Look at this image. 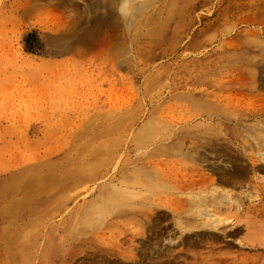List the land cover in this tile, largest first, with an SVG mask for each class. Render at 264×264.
Masks as SVG:
<instances>
[{
    "label": "rangeland",
    "instance_id": "obj_1",
    "mask_svg": "<svg viewBox=\"0 0 264 264\" xmlns=\"http://www.w3.org/2000/svg\"><path fill=\"white\" fill-rule=\"evenodd\" d=\"M101 1L0 0V264H264V0Z\"/></svg>",
    "mask_w": 264,
    "mask_h": 264
},
{
    "label": "bare ground",
    "instance_id": "obj_2",
    "mask_svg": "<svg viewBox=\"0 0 264 264\" xmlns=\"http://www.w3.org/2000/svg\"><path fill=\"white\" fill-rule=\"evenodd\" d=\"M43 1V0H42ZM72 1V0H71ZM74 1V0H73ZM103 1V0H102ZM101 1V2H102ZM148 0H145L144 1V3L141 1V3L143 4V6L144 5H146V2H147ZM100 2V1H99ZM110 2V1H109ZM109 2H107L108 4H109ZM136 2V0H124L123 1V4H122V7H121V13L123 12V13H128L129 11H131V9H132V4H134ZM106 3V4H107ZM111 3V2H110ZM120 3V2H119ZM150 3V2H149ZM174 3V2H173ZM92 4V3H91ZM172 4V3H171ZM176 4V0H175V3L173 4V5H175ZM184 4H185V1H184ZM52 5V4H51ZM103 5V4H102ZM102 5H100V3H95L94 2V5H93V7H92V9L94 10L93 12H92V15H94L96 18V22L97 23H100V20L101 19H103L105 16H108V15H113V14H108L109 12H107V11H104V8H106V7H103ZM114 5V4H113ZM91 6V5H90ZM109 6V5H108ZM108 6H107V8H108ZM103 7V8H102ZM112 7V6H111ZM115 7V6H114ZM120 7V6H119ZM86 8V7H85ZM84 8V10L83 11H86V12H84V13H87V10L86 9H88V8H86L85 9ZM91 8V7H90ZM155 8V7H154ZM101 9H103V12L104 13H106L107 12V14L108 15H101V12H99V10H101ZM109 9V8H108ZM112 9H113V7H112ZM107 10V9H106ZM117 10V9H116ZM90 11V10H89ZM109 11V10H108ZM115 11V10H114ZM83 13V12H82ZM111 13V12H110ZM90 14V13H89ZM131 14V13H130ZM147 14V13H146ZM84 15V14H83ZM116 15V14H115ZM114 15V16H115ZM79 16V15H78ZM113 16V17H114ZM83 18V17H82ZM84 18H85V16H84ZM109 18V17H108ZM123 18V17H122ZM94 19V18H93ZM130 19V18H129ZM82 20V19H81ZM84 20V19H83ZM112 20H114V19H112ZM60 22H61V20H59ZM86 21V20H85ZM91 21V20H90ZM107 21H109L108 19H107ZM129 22V21H128ZM93 23V22H92ZM91 23V24H92ZM106 23V22H105ZM109 23V22H108ZM112 23H113V21H112ZM66 24V23H65ZM87 24V23H86ZM75 26L77 25V24H74ZM73 25V26H74ZM100 26H101V24H100ZM112 26H114V25H112ZM80 27H81V24H80ZM86 27V26H85ZM84 27V28H85ZM98 27V26H97ZM116 27V26H115ZM120 28V27H119ZM85 29H87V27L85 28ZM76 30V29H75ZM97 31V30H96ZM113 31V30H112ZM117 31V30H116ZM85 32V31H84ZM84 32H82V33H84ZM93 32V31H92ZM91 31H90V33H92ZM98 32V31H97ZM67 33V32H66ZM89 33V32H88ZM102 33V32H101ZM72 34V33H71ZM78 34V33H77ZM91 35V34H90ZM104 35V34H103ZM106 35H107V33H106ZM108 35H109V33H108ZM111 35H112V33H111ZM69 36V35H68ZM78 36V35H77ZM83 36H84V34H83ZM81 38H82V36H81ZM86 39H87V37H86ZM109 39V38H108ZM85 41H87V40H85ZM95 43V42H94ZM116 44V43H115ZM68 45V44H67ZM113 46V45H112ZM121 46V45H120ZM109 47H111V46H109ZM114 48V47H113ZM70 51V50H69ZM116 53V52H115ZM81 55V54H80ZM254 61V60H253ZM252 65V64H251ZM243 74V73H242ZM255 74V73H254ZM240 78H242V77H240ZM253 78H255V76L253 77ZM259 78V77H258ZM243 80H241V79H239V80H235L234 82H236L235 83V85L236 84H238L239 86H240V88H243L244 86H245V84H243V82H242ZM234 85V84H233ZM237 95H239V94H237ZM238 97L239 96H237V100H238ZM241 97H242V95H241ZM229 99V98H228ZM242 100V99H241ZM263 100V99H262ZM224 102H225V100H224ZM259 102H261V100L259 101ZM226 103H229V102H226ZM263 103H264V100H263ZM222 104V103H221ZM239 104H241L240 102H239ZM236 105V104H235ZM219 106H221V105H219ZM219 106H218V108H219ZM223 106V105H222ZM229 106H231V105H229ZM227 104H224V107H229ZM206 107H209V106H206ZM217 107V106H216ZM215 107V108H216ZM243 106H241V105H236V106H232V110L233 111H235V112H238V116H239V118L238 119H236V120H234V121H238V122H241L240 121V119H243V118H248L249 116H255L257 113H260V112H263V109H256V108H254V109H252V110H250V109H246V108H242ZM222 108V107H221ZM221 108L219 109V110H221ZM231 108V107H230ZM206 109V113H207V108H205ZM225 109H228V108H225ZM216 110V109H215ZM214 110V111H215ZM218 110V109H217ZM218 112V111H217ZM225 112H227V110L225 111ZM251 112L252 113H255V114H251ZM209 113H212V112H209ZM209 113H208V116H209ZM214 114L216 113V111L215 112H213ZM213 113L211 114V115H213ZM229 113H231V112H229ZM233 113V112H232ZM219 115H220V113H218ZM224 114V113H223ZM216 115H217V113H216ZM219 115H218V117H219ZM222 116V115H221ZM247 116V117H246ZM226 117H228L227 115H226ZM220 118V117H219ZM225 118V117H224ZM229 118H232V115L229 117ZM211 119V118H210ZM233 119V118H232ZM232 119H230L231 121H233ZM216 124V123H215ZM263 127V128H262ZM252 129H254V130H258V131H256V134L255 135H252V133L249 131V130H246V131H242V135H240V137L239 138H242L243 139V142L244 143H241L242 145L241 146H243V147H246V145L247 144H249L251 147H256L257 149H258V157H257V159H255V158H253V157H251L250 156V161L254 164V167H253V171H255V169H260L261 167H264V126H263V122H262V125H261V123L259 122V124L258 125H256V127H252ZM209 138V137H208ZM193 154V153H192ZM192 156V155H191ZM190 156V157H191ZM251 163V164H252ZM91 168V167H90ZM90 170V169H89ZM251 170V169H250ZM244 171H245V169L243 170H241V169H237V170H233L232 172H234V174L236 175V176H239V177H241V176H244ZM230 173V174H233V173ZM128 190V189H127ZM129 192V191H128ZM127 192V193H128ZM194 193V192H193ZM209 193V192H208ZM211 193H213V192H211ZM195 194V193H194ZM200 194V193H199ZM199 194H198V196H199ZM210 194V193H209ZM208 194V195H209ZM217 194V199L216 200H218V203L220 204V205H223L224 204V202H228V203H230L231 204V202L230 201H233V196L232 195H224V194H221V193H216ZM131 195V194H130ZM202 195V194H201ZM211 195V194H210ZM106 196V195H105ZM129 196V195H128ZM191 196V195H190ZM203 196V195H202ZM194 197H196V195L194 196ZM206 197V196H205ZM213 197V196H212ZM200 198V197H199ZM204 198V197H203ZM104 199V198H103ZM107 201H108V199H106ZM193 200H194V198H193ZM196 200V199H195ZM205 200V199H204ZM206 201V200H205ZM208 201H209V199H208ZM95 202V201H94ZM193 202V201H192ZM201 202V201H200ZM199 202V203H200ZM203 202V204H204V201H202ZM212 202V201H211ZM211 202H209V203H207V205H209V204H212ZM214 202H216L215 200H214ZM197 203H198V200H197ZM252 203V202H251ZM254 203V202H253ZM105 204V203H104ZM108 204V203H107ZM97 205V204H96ZM232 205L233 206H235V204H233L232 203ZM200 206H201V203H200ZM203 206V205H202ZM206 206V205H205ZM143 208V207H142ZM141 208V209H142ZM202 208V207H201ZM207 208H208V206H207ZM203 209H205V208H203ZM107 210V209H106ZM196 210V214H197V212H198V210L197 209H195ZM206 211H208L207 213L206 212H204V213H202V214H200V213H198V214H200V216L202 217V216H205V214H206V218L209 220V221H206V222H208V224H206L207 226L208 225H210V227H212V229H216L217 228V226H219V225H221L222 223H223V221L222 220H219V219H217V218H215L214 217V215H212V212H211V210H207V209H205ZM241 210V209H240ZM193 211V210H192ZM200 212H202V211H200ZM207 219H204V221L205 220H207ZM198 220V219H197ZM230 220V219H229ZM202 221V220H201ZM227 221V220H226ZM198 222V221H197ZM203 222V221H202ZM205 223V222H204ZM232 223V222H231ZM200 224H201V222H200ZM233 233H234V231H233ZM232 233V234H233ZM247 242V241H246ZM248 243V242H247ZM250 243V242H249ZM250 245V244H249ZM256 246V245H255Z\"/></svg>",
    "mask_w": 264,
    "mask_h": 264
}]
</instances>
